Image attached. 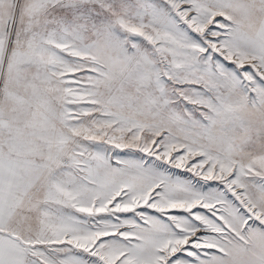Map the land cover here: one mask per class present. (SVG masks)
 <instances>
[{
  "label": "snow or ice",
  "instance_id": "snow-or-ice-1",
  "mask_svg": "<svg viewBox=\"0 0 264 264\" xmlns=\"http://www.w3.org/2000/svg\"><path fill=\"white\" fill-rule=\"evenodd\" d=\"M0 264H264V0H0Z\"/></svg>",
  "mask_w": 264,
  "mask_h": 264
}]
</instances>
